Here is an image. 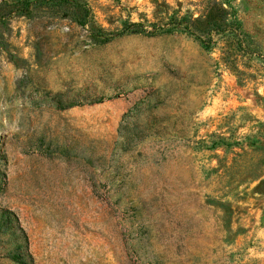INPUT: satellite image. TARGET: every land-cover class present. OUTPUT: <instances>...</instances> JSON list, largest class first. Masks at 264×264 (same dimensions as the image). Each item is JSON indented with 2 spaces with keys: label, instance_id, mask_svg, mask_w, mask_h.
<instances>
[{
  "label": "rangeland",
  "instance_id": "374dc122",
  "mask_svg": "<svg viewBox=\"0 0 264 264\" xmlns=\"http://www.w3.org/2000/svg\"><path fill=\"white\" fill-rule=\"evenodd\" d=\"M162 1L3 18L0 264H264V0Z\"/></svg>",
  "mask_w": 264,
  "mask_h": 264
},
{
  "label": "trees",
  "instance_id": "16d2710c",
  "mask_svg": "<svg viewBox=\"0 0 264 264\" xmlns=\"http://www.w3.org/2000/svg\"><path fill=\"white\" fill-rule=\"evenodd\" d=\"M71 4H77L78 0H71ZM32 7L27 5V0H1L0 1V23L5 16L11 14H21L24 13L29 14L32 11ZM170 5L163 0L161 3L155 2V9L153 11V15H157L156 22L151 23L152 30L151 32H169V31H186L190 34L194 35L195 38L200 40L205 46L210 45L212 41V32L218 29L219 24L215 22H211V10L210 7L207 6L205 13L201 14L202 16L198 17H185L178 16L176 14H169ZM71 17L79 20L80 24L87 27L88 30L94 31L95 28L91 25V13L90 9L86 7V9L82 10L81 13L69 12ZM72 19V18H71ZM131 26L134 27L132 30L134 33L142 32L146 29L143 24L133 23ZM94 29V30H93ZM97 35H100V29H97ZM7 217L9 213L7 212Z\"/></svg>",
  "mask_w": 264,
  "mask_h": 264
}]
</instances>
